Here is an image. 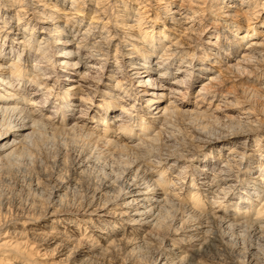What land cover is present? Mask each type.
Returning a JSON list of instances; mask_svg holds the SVG:
<instances>
[{
    "label": "bare ground",
    "instance_id": "bare-ground-1",
    "mask_svg": "<svg viewBox=\"0 0 264 264\" xmlns=\"http://www.w3.org/2000/svg\"><path fill=\"white\" fill-rule=\"evenodd\" d=\"M0 264H264V0H0Z\"/></svg>",
    "mask_w": 264,
    "mask_h": 264
}]
</instances>
